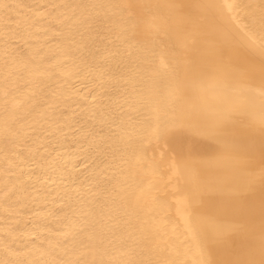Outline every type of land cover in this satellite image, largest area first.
I'll use <instances>...</instances> for the list:
<instances>
[{
	"label": "snow or ice",
	"instance_id": "1",
	"mask_svg": "<svg viewBox=\"0 0 264 264\" xmlns=\"http://www.w3.org/2000/svg\"><path fill=\"white\" fill-rule=\"evenodd\" d=\"M0 264H264V0H0Z\"/></svg>",
	"mask_w": 264,
	"mask_h": 264
},
{
	"label": "bare ground",
	"instance_id": "2",
	"mask_svg": "<svg viewBox=\"0 0 264 264\" xmlns=\"http://www.w3.org/2000/svg\"><path fill=\"white\" fill-rule=\"evenodd\" d=\"M7 2L9 3H14L17 2V0H7ZM23 2L26 3H46L48 2V0H23ZM152 2H158V3H166V2H173V0H152ZM174 2L177 3H183V4H193V3H197V2H201V0H174ZM75 149V145H72L68 151L72 152ZM173 213H176V209L173 208ZM176 219V223L177 224H182V221L180 220V217L177 215L175 217Z\"/></svg>",
	"mask_w": 264,
	"mask_h": 264
}]
</instances>
